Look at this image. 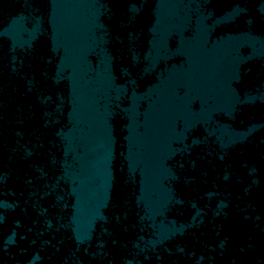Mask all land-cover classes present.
I'll use <instances>...</instances> for the list:
<instances>
[{"label": "water", "instance_id": "water-1", "mask_svg": "<svg viewBox=\"0 0 264 264\" xmlns=\"http://www.w3.org/2000/svg\"><path fill=\"white\" fill-rule=\"evenodd\" d=\"M0 264H264V0H0Z\"/></svg>", "mask_w": 264, "mask_h": 264}]
</instances>
